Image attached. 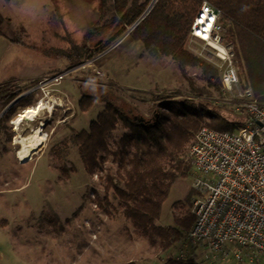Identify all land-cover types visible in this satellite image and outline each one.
I'll return each mask as SVG.
<instances>
[{
  "label": "rangeland",
  "instance_id": "1",
  "mask_svg": "<svg viewBox=\"0 0 264 264\" xmlns=\"http://www.w3.org/2000/svg\"><path fill=\"white\" fill-rule=\"evenodd\" d=\"M152 1L126 0L125 8L146 3L142 15ZM21 5L10 9L8 38L17 40L7 51L0 48V86L24 88L20 95L29 94L33 106L41 102L44 108L32 119L15 124L21 109L0 129V264H123L129 259L163 264L167 254L123 217L112 189L104 190L105 174L115 176L117 162L109 157L103 170L87 174L72 139L102 112L104 99H120L123 109L136 105L148 116V105L141 97L188 90V80L171 58L147 51L132 39L128 33L135 22L112 49L101 51L100 58L98 53L89 57L94 50L87 34L112 20L113 0H27ZM141 15L138 22L145 16ZM185 45L205 59H214L198 40L188 39ZM198 69L188 68L187 75L220 102L217 92L198 78ZM64 71L68 73L59 81H48ZM33 81L36 85L28 87ZM84 94L94 100L89 110L80 111L78 100ZM220 95L223 101L231 98ZM39 125L45 140L29 160L20 162L15 156L18 137L28 136ZM123 131L118 128L108 135L111 148ZM61 165L71 169L66 179ZM115 182L121 185L118 178ZM168 189L156 220L162 226L190 214L192 200L199 196L189 175L178 177ZM105 194L108 202L96 205L95 198ZM200 260L205 263L201 253Z\"/></svg>",
  "mask_w": 264,
  "mask_h": 264
},
{
  "label": "trees",
  "instance_id": "2",
  "mask_svg": "<svg viewBox=\"0 0 264 264\" xmlns=\"http://www.w3.org/2000/svg\"><path fill=\"white\" fill-rule=\"evenodd\" d=\"M206 1L222 12L221 30L225 40L233 46L240 87L250 88L251 94L264 103V0ZM201 2L156 0L128 33L132 39L141 42L145 50L155 51L175 61L178 70L188 80V90L152 92L141 97L148 105V116L139 112L136 105L123 109L120 99H104L102 112H98L87 129L76 131L72 139L87 174L94 175L103 170L104 162L109 157L117 162L115 176L109 172L105 174L107 183L104 190L112 189L122 207L123 217L150 244H157L167 254L163 264H203L198 252L190 255L178 253L181 239L194 222L193 215L174 218V223L167 226L156 223L172 182L189 174L185 148L192 133L202 126L233 131L243 125L239 118L243 110L236 111L234 103L221 99L222 84L217 67L185 45L189 39L192 17ZM113 3L115 13L112 20L96 26L87 34L89 45L94 50L89 57L105 50L125 33L141 15L146 4L125 8L126 0H113ZM195 67L200 71L198 78L217 92L220 102L211 96L206 87L195 85L187 75L186 70ZM36 83L33 81L28 87ZM23 89L7 84L0 86V113ZM93 100L92 95H82L78 100L79 110H89ZM32 102L28 94L10 105L0 115V129L19 110L33 106ZM118 128L124 131L111 148L108 135ZM7 139H12L11 133L7 134ZM58 167L62 177L68 178L71 169L64 165ZM115 178L121 185L115 182ZM95 201L96 205L102 207L103 203L108 202L107 195L102 199L95 198ZM175 248L172 254L171 250ZM123 264L137 263L129 261Z\"/></svg>",
  "mask_w": 264,
  "mask_h": 264
},
{
  "label": "built area",
  "instance_id": "3",
  "mask_svg": "<svg viewBox=\"0 0 264 264\" xmlns=\"http://www.w3.org/2000/svg\"><path fill=\"white\" fill-rule=\"evenodd\" d=\"M220 16V9L202 0L190 23L189 40H198L211 52L214 59L206 60L220 72L222 94L231 96L226 101L243 110V125L233 131L202 126L192 133L186 159L199 196L192 200L194 222L178 253L199 249L203 264H264V103L250 88L240 87L234 49L223 37ZM67 73L48 81H59Z\"/></svg>",
  "mask_w": 264,
  "mask_h": 264
},
{
  "label": "bare ground",
  "instance_id": "4",
  "mask_svg": "<svg viewBox=\"0 0 264 264\" xmlns=\"http://www.w3.org/2000/svg\"><path fill=\"white\" fill-rule=\"evenodd\" d=\"M42 108H44V105L41 102H37L35 106L24 108V111L17 116L18 118L14 123L17 124L22 116L34 117V115H37ZM39 127L40 125L34 128L28 136L18 137L16 143H19V147L15 156H17L20 162H26L29 160L30 154H33V152L41 145L42 140H45L44 133H42L43 131Z\"/></svg>",
  "mask_w": 264,
  "mask_h": 264
},
{
  "label": "crops",
  "instance_id": "5",
  "mask_svg": "<svg viewBox=\"0 0 264 264\" xmlns=\"http://www.w3.org/2000/svg\"><path fill=\"white\" fill-rule=\"evenodd\" d=\"M24 1L27 2V0H24ZM24 1L22 0H0V48L5 49L6 51L17 40L13 38H8V34L11 31L9 24H11V20H12L11 16L13 15L10 9H15V8L20 9V7L22 6L21 4H23ZM6 56H7V53H6ZM129 261H134L135 263H137L138 259L137 260L129 259L126 262H129Z\"/></svg>",
  "mask_w": 264,
  "mask_h": 264
},
{
  "label": "water",
  "instance_id": "6",
  "mask_svg": "<svg viewBox=\"0 0 264 264\" xmlns=\"http://www.w3.org/2000/svg\"><path fill=\"white\" fill-rule=\"evenodd\" d=\"M153 3H154V0L150 3V5L147 6L146 10L144 11V13H143L142 15L146 14V12H147L148 10H150L151 5H153ZM142 15H141V16H142ZM22 96H23V95L17 96L13 101H11L10 103H8V105L3 109V111L0 113V115L3 114V113H4V112L10 107V105H12L14 102H16V101H17L18 99H20ZM21 119H23V120H25V121H28V120H30V119H32V118H31V117H28V116H22Z\"/></svg>",
  "mask_w": 264,
  "mask_h": 264
}]
</instances>
